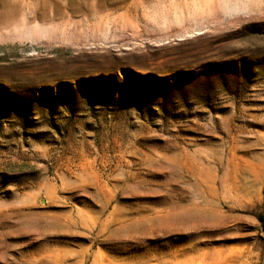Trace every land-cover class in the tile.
<instances>
[{
	"label": "rangeland",
	"instance_id": "374dc122",
	"mask_svg": "<svg viewBox=\"0 0 264 264\" xmlns=\"http://www.w3.org/2000/svg\"><path fill=\"white\" fill-rule=\"evenodd\" d=\"M260 215L264 0H0V264H264Z\"/></svg>",
	"mask_w": 264,
	"mask_h": 264
},
{
	"label": "trees",
	"instance_id": "16d2710c",
	"mask_svg": "<svg viewBox=\"0 0 264 264\" xmlns=\"http://www.w3.org/2000/svg\"><path fill=\"white\" fill-rule=\"evenodd\" d=\"M259 219H260L261 221H264V217H263L262 215L259 216Z\"/></svg>",
	"mask_w": 264,
	"mask_h": 264
},
{
	"label": "bare ground",
	"instance_id": "6f19581e",
	"mask_svg": "<svg viewBox=\"0 0 264 264\" xmlns=\"http://www.w3.org/2000/svg\"><path fill=\"white\" fill-rule=\"evenodd\" d=\"M44 12V11H43Z\"/></svg>",
	"mask_w": 264,
	"mask_h": 264
}]
</instances>
